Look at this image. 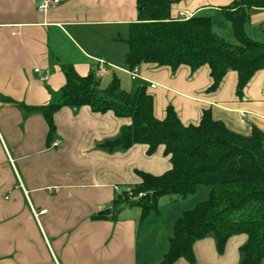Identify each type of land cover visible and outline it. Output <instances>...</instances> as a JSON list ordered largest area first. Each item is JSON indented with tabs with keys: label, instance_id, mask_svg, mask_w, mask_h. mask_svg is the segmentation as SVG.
Instances as JSON below:
<instances>
[{
	"label": "crops",
	"instance_id": "0c3cea01",
	"mask_svg": "<svg viewBox=\"0 0 264 264\" xmlns=\"http://www.w3.org/2000/svg\"><path fill=\"white\" fill-rule=\"evenodd\" d=\"M40 1L0 0V264H161L175 223L210 188L185 199L163 196L145 218L139 206L117 212L119 195L142 182L137 171L158 176L171 169L165 148L152 155L144 144L104 151L100 145L132 123L113 111L63 107L50 135L44 115L26 108L52 102L67 83L64 64L81 77L94 73L100 89L114 78L126 91L147 84L160 120L173 106L183 124L198 125L209 109L230 130L250 136L254 127L264 131V70L243 98L236 94L237 72L209 92L208 66L193 73L187 66L173 72L146 64L133 79L125 40L138 20L137 0H60L47 12L37 9ZM233 1L189 0L173 17L222 15L220 7ZM263 23L264 9L252 10L249 30ZM99 61L106 69L97 76ZM58 140L62 145L53 148ZM107 210L110 215H100ZM246 242V235L234 236L220 252L214 237L197 241L194 264H239Z\"/></svg>",
	"mask_w": 264,
	"mask_h": 264
},
{
	"label": "trees",
	"instance_id": "16d2710c",
	"mask_svg": "<svg viewBox=\"0 0 264 264\" xmlns=\"http://www.w3.org/2000/svg\"><path fill=\"white\" fill-rule=\"evenodd\" d=\"M189 0H137L138 20L130 24L126 62L130 70L141 65L165 67L176 72L187 66L194 73L208 66L217 91L229 72L238 73L236 94L243 98L245 89L264 70V41L247 34L254 9H264V0H234L220 7L223 17L232 24L237 43L218 36L211 17H173L175 8ZM264 36V23L255 30ZM67 83L50 104L26 108L44 115L49 134L56 130L54 116L63 107H90L94 112L113 111L130 118L114 139L100 147L109 153L126 151L138 144L148 146L154 154L163 146L172 167L162 175L137 171L142 182L131 190L143 193L131 200L128 191L119 195L116 211L139 206L142 217L157 208L163 196L185 199L200 187L210 188L209 197L194 209L185 211L175 223L174 237L161 264H175L181 259L194 264V245L214 237L220 252L228 241L246 235L239 264H264V131L254 127L250 136L230 130L222 121L204 110L198 125H185L173 106L163 120L155 116L154 96L147 84L135 91L122 89L114 78L110 86L100 89L95 74L81 77L73 66L62 65Z\"/></svg>",
	"mask_w": 264,
	"mask_h": 264
},
{
	"label": "built area",
	"instance_id": "2783aa9c",
	"mask_svg": "<svg viewBox=\"0 0 264 264\" xmlns=\"http://www.w3.org/2000/svg\"><path fill=\"white\" fill-rule=\"evenodd\" d=\"M60 3V0H41L38 4V7L37 9L40 11V12H47L49 9H51L52 7L54 6H57L58 4ZM181 14V17L183 19H189V14L188 13H180ZM98 70H97V73L96 75H100L101 73H103L106 69V65H105V62L104 61H99L98 62ZM39 70H37L38 72ZM131 71V75L133 77V79L137 78L138 76V72H139V67H135L134 69L130 70ZM152 88H156L157 86L155 84H152L151 86ZM62 145V142L61 141H55L52 143V147L53 148H60V146ZM128 196L131 200H138L140 198H142L144 196L143 193H139L138 195L135 194L131 189L128 190Z\"/></svg>",
	"mask_w": 264,
	"mask_h": 264
},
{
	"label": "rangeland",
	"instance_id": "374dc122",
	"mask_svg": "<svg viewBox=\"0 0 264 264\" xmlns=\"http://www.w3.org/2000/svg\"><path fill=\"white\" fill-rule=\"evenodd\" d=\"M210 15L214 21L215 31L218 36L220 35V37L226 39L227 41H231V43H236L230 23L227 22L222 15H219L215 12H211ZM247 34L252 38H257L264 41V36H259V33L255 32L254 30L250 31L249 26L247 27ZM128 91H132V89Z\"/></svg>",
	"mask_w": 264,
	"mask_h": 264
},
{
	"label": "water",
	"instance_id": "95a60500",
	"mask_svg": "<svg viewBox=\"0 0 264 264\" xmlns=\"http://www.w3.org/2000/svg\"><path fill=\"white\" fill-rule=\"evenodd\" d=\"M111 214V210H107L102 212L100 215L105 216V215H110Z\"/></svg>",
	"mask_w": 264,
	"mask_h": 264
}]
</instances>
